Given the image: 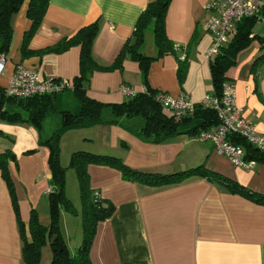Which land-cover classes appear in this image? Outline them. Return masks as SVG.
Wrapping results in <instances>:
<instances>
[{
    "label": "crops",
    "instance_id": "obj_1",
    "mask_svg": "<svg viewBox=\"0 0 264 264\" xmlns=\"http://www.w3.org/2000/svg\"><path fill=\"white\" fill-rule=\"evenodd\" d=\"M153 1L49 0L29 49L52 46L98 21L93 56L99 64L109 65L132 34L141 12ZM211 1H171L165 19L166 33L180 59L191 42L187 71L180 84L174 56L166 55L152 62L147 73L152 89L172 97L184 94L193 103L212 93L209 61L205 57L212 39L203 29L209 16L206 6ZM28 2L23 1L11 21L13 36L4 73L0 74V87H7L18 65L34 69L40 79L73 82L79 74V47L21 59L23 35L30 27L26 17ZM253 33L264 37L261 29L254 28ZM143 51L153 54L150 37ZM260 53V43L253 41L238 54L236 65L225 76L235 84L236 104L242 115L258 133L264 134V73L257 89L250 74ZM123 85L135 92L142 91L144 86L138 64L129 58L123 61L121 69L93 72L86 94L101 103H121L127 98L121 92ZM65 97V92L56 97L59 105L65 106ZM53 133L45 136L43 125L39 132L33 125L0 121V152L9 149L15 156V162L8 163V171L17 205L16 212L0 172V264L22 263L18 220L26 224L34 211L41 223L48 224L46 197L51 172L49 149L42 142ZM58 141L71 148L69 156L77 150L116 156L134 170L162 175L201 166L252 192L264 194V162L256 163L250 170L235 167L215 151L212 143L198 141L196 135L179 134L154 143L119 125H96L70 130ZM66 157L65 153L60 155L63 166ZM88 173L92 190L114 206L113 214L97 224L89 251L92 264H264V205L224 184L205 176H192L174 185L151 187L125 181L116 169L100 165H89ZM71 221L61 211L60 226L66 238ZM44 251L45 247L40 264H49L51 256Z\"/></svg>",
    "mask_w": 264,
    "mask_h": 264
},
{
    "label": "trees",
    "instance_id": "obj_2",
    "mask_svg": "<svg viewBox=\"0 0 264 264\" xmlns=\"http://www.w3.org/2000/svg\"><path fill=\"white\" fill-rule=\"evenodd\" d=\"M24 0H0V55L9 51L13 29L12 18ZM172 0H155L146 5L139 15L132 34L123 43L113 62L109 65L99 64L93 56V43L99 32V22L95 21L80 28L73 36L63 38L56 44L41 50L29 49V42L37 32L47 11L49 0H29L26 17L30 21L29 29L24 33L20 46V57L25 59L36 54L63 53L72 47H79V74L73 78V87L64 89L65 106L59 105L60 94H40L25 98L10 96L0 87V121L6 124L33 125L39 132L44 121L59 114L60 123L52 137L43 144L49 149L48 166L51 172L50 189L47 193L48 224L40 222L36 212H32L28 222L18 220L21 240V264H40L42 249L48 247L51 253L49 264H92L89 251L97 224L108 219L114 212V206L108 200H102L97 191L90 187L89 165L108 166L116 169L125 181L135 182L151 187L174 185L192 176H205L227 186L233 192L264 205V194L252 192L221 175L209 172L199 166L169 175L144 173L127 166L120 158L111 155L95 154L77 150L70 154L69 164L60 163L58 144H52L53 136L60 139L66 132L96 125H119L129 132L149 142L159 143L179 134L197 135L200 131L218 124L213 110L195 105L193 112L175 121L166 116L157 101L159 91L152 89L147 82V73L152 62L172 55L177 61V79L181 84L188 66V48L180 59L174 43L168 38L165 19ZM264 19V12L242 18L235 25L232 39L209 60L212 94L220 96L223 84L227 81V70L237 63V56L247 49L253 41L260 43L261 53L255 58L250 74L255 82V89L260 75L264 73V37L253 33L259 20ZM151 38L153 54L143 51L147 38ZM129 58L136 62L141 71L143 90L135 92L121 103H101L87 96L91 75L95 71H112L121 69L123 61ZM75 103L74 106H70ZM65 107V108H64ZM71 107V108H69ZM233 141L245 148V158L256 163L264 162V151H260L244 139L233 137ZM41 143V144H42ZM15 162L11 150L0 152V172L9 188L17 212L14 185L8 171V163ZM67 168L73 169L78 181L81 210L78 211L65 193V175ZM61 211L81 219L82 241L72 253L61 231Z\"/></svg>",
    "mask_w": 264,
    "mask_h": 264
},
{
    "label": "built area",
    "instance_id": "obj_3",
    "mask_svg": "<svg viewBox=\"0 0 264 264\" xmlns=\"http://www.w3.org/2000/svg\"><path fill=\"white\" fill-rule=\"evenodd\" d=\"M206 9L209 16L203 29L212 39L205 54L209 61L232 39L236 23L244 17L264 12V0H212ZM5 62L6 55H0V74L4 73ZM72 87L73 84L69 80L40 79L34 69L18 65L5 90L10 96L25 98L37 94H58ZM121 92L126 97L135 94V90L126 85L121 86ZM157 101L161 111L175 121L192 113L196 104L213 110L218 124L200 131L196 139L212 143L215 151L226 157L235 167L250 170L256 162L245 158V148L235 143L233 137H240L252 147L264 151V134L258 133L252 122L242 115V110L236 104V89L232 81L223 84L220 96L210 93L197 103L191 102L184 94L172 97L161 91Z\"/></svg>",
    "mask_w": 264,
    "mask_h": 264
},
{
    "label": "rangeland",
    "instance_id": "obj_4",
    "mask_svg": "<svg viewBox=\"0 0 264 264\" xmlns=\"http://www.w3.org/2000/svg\"><path fill=\"white\" fill-rule=\"evenodd\" d=\"M255 29L256 30L261 29L262 31H264V19L259 20ZM72 104L73 103H71L70 106ZM59 123H60L59 114H55V115L48 117L43 123L44 130H45L44 135L45 136L51 135L58 128ZM62 143H63V141L60 142L57 140V144H58L59 150H60V155L65 153V155L67 156L66 162H65L66 164L64 166V167H67L69 164V159H70L68 152L71 151V148L66 147V144L64 145ZM65 193H66L67 198L73 204V206L78 211H80L81 210V203H80V193H79L78 181H77L76 174H75L74 170L70 169V168H67V170H66ZM67 216L69 218H71L72 224L69 225V231H67L68 235H67V238L65 237V241H66V244L68 243L69 248L71 249V250L70 249L69 250L72 253H74L82 241L81 219H80V217H74L68 213H67ZM65 225H66V223H65ZM46 250H48L47 247H45V251H44L45 255L51 256L50 251L49 250L46 251Z\"/></svg>",
    "mask_w": 264,
    "mask_h": 264
},
{
    "label": "water",
    "instance_id": "obj_5",
    "mask_svg": "<svg viewBox=\"0 0 264 264\" xmlns=\"http://www.w3.org/2000/svg\"><path fill=\"white\" fill-rule=\"evenodd\" d=\"M57 140H58V138L56 136H54L51 140L52 144H54V145L57 144Z\"/></svg>",
    "mask_w": 264,
    "mask_h": 264
}]
</instances>
